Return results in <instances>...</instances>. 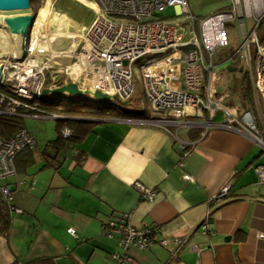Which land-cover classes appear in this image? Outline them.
Here are the masks:
<instances>
[{
	"label": "crops",
	"instance_id": "obj_1",
	"mask_svg": "<svg viewBox=\"0 0 264 264\" xmlns=\"http://www.w3.org/2000/svg\"><path fill=\"white\" fill-rule=\"evenodd\" d=\"M63 2L50 0V9L72 23L62 26L54 19L53 33L86 28L94 15L91 0ZM78 7L89 10L79 24ZM10 52L0 50V61ZM60 54L57 58L67 59L68 48ZM140 119H94L81 139L56 151L50 145L56 124L46 131L24 123L36 147L18 155L15 176L0 182L10 188V204L22 210L11 214L8 233L0 236V264L40 257L55 264H115L111 255L120 252L118 242L103 234L102 225L120 213L130 214L133 227L151 231L147 248H128L133 264H264V239L258 238L264 234V182L255 173L264 165V147L236 132L176 127L168 132ZM174 134L187 144L185 157ZM136 181L156 189L152 201L141 200ZM226 186V198L209 203ZM205 215L203 233L198 226Z\"/></svg>",
	"mask_w": 264,
	"mask_h": 264
},
{
	"label": "built area",
	"instance_id": "obj_2",
	"mask_svg": "<svg viewBox=\"0 0 264 264\" xmlns=\"http://www.w3.org/2000/svg\"><path fill=\"white\" fill-rule=\"evenodd\" d=\"M230 3L225 9L196 17L187 0H91L94 18L73 42L76 53L66 56L74 61L72 66L78 72L67 70L66 82L75 83L82 91H97L129 103L134 94L133 74L139 70L147 104L143 108L147 118L140 122L168 132V127L201 128L203 134L209 129L227 130L264 147V132L259 129V122L264 126V37L260 40L256 35L264 23V0ZM168 9L173 13L166 17ZM246 20L250 21L248 30ZM228 23L239 28L241 43L236 54L223 61L241 62L250 83L255 114L226 105L217 89L220 76L215 69L222 61H217L215 53L225 50L231 41ZM30 36L21 37V57L8 55L0 61V115L57 120L59 116L43 112L35 104L42 90L54 85L46 87L41 66L29 55L33 49ZM60 132L63 137L70 136L66 127ZM176 140L180 156L185 157L187 144ZM35 147L34 136L25 128L9 139L0 138V182L15 176L17 155ZM255 173L264 182V165L255 168ZM183 179L191 180V176L184 174ZM134 188L141 200L152 201L156 194L155 188L137 181ZM227 190V186L222 188L209 203L218 204ZM0 194L10 214L22 213L10 204L7 185L0 184ZM129 219V213L114 214L102 225L106 237L117 239L120 252L111 255L115 264H133L128 248L145 249L152 242L150 229L133 227ZM208 223L209 215H205L198 226L203 233ZM66 231L75 235L73 228ZM258 238L264 239V234H258Z\"/></svg>",
	"mask_w": 264,
	"mask_h": 264
},
{
	"label": "rangeland",
	"instance_id": "obj_3",
	"mask_svg": "<svg viewBox=\"0 0 264 264\" xmlns=\"http://www.w3.org/2000/svg\"><path fill=\"white\" fill-rule=\"evenodd\" d=\"M187 2L191 13L196 17L206 16L211 12L220 9H225L231 5L230 0H187ZM63 3L65 2H63L62 0V4ZM58 7L59 9L61 8L62 10V5H58ZM50 8H51L50 0L49 2L48 0L32 1V4L29 6V9L31 14L35 16V20L32 25V28L28 31L25 37H28L31 33L29 40H30V46L33 45V49L31 53H29V55L34 60V62L38 64V66H41V70L42 72H44V77L46 79V85H48L46 87H50L51 85L57 87L62 84H65L64 82L69 81V79L66 76V72L67 70L70 71L71 73H73V71L75 72L76 66L74 67L72 66L74 64L73 60L68 58L67 59L59 58V57L57 58L56 54H59L61 57L62 55L60 54V52H65L67 48L70 54L71 53L75 54L77 48L71 45L75 40L77 41L79 39V32L78 33L59 32L58 35L53 33L54 25H52V23L55 21L54 19H57L58 23L61 24L62 26H67L68 23H72L71 22L72 20H70L65 15H62L61 13L57 12L56 10L54 9L52 10ZM88 12H89L88 9H85L83 7H78L77 15H76L77 18L76 21L78 22L77 24H79V22L86 16V13ZM172 13H173L172 10L168 9L165 12V16L169 17L172 15ZM93 16H94L93 13L92 14L90 13L87 24L91 23V21L93 20ZM249 24L250 21L246 20L247 30L249 29ZM226 27L229 30L231 41L225 50H219L215 53V57H217L218 60L222 61L215 69V74L220 76V80L217 83V89L222 96H225L226 94V88H227L226 86L229 78L228 68L232 65L231 61L227 60L224 62L223 60L226 57L235 55L241 43V35L239 28L231 23H228ZM256 35L260 38V40L262 39V37H264V23H262V25L258 28V30H256ZM0 40L5 41L2 38V34H0ZM2 41H0V46H2V48L4 47L5 49L3 52H6L9 50V46L5 45L6 46L5 47ZM13 43H15V40L11 41L12 45ZM25 43L27 42L25 41ZM261 45H264V40H261ZM252 51H253V47H252ZM10 53L14 57L17 56L21 57L23 54V53L17 54L13 50H11ZM133 66L136 67L135 65ZM77 72H75V74H77ZM133 84H134V94L132 98V103H134V106H128V105L123 106V108L130 111H132L133 109L135 110V108L137 110L143 109L145 107L144 105L147 106L141 91L139 70L137 71V73L133 74ZM68 96L70 98L77 97L72 95H68ZM81 96L82 98H87L86 95H81ZM94 100L95 99H93V101ZM37 102L38 101H36V104H38ZM59 105L60 106L64 105V102L60 103ZM235 105L236 104H233V106ZM261 111L262 113H264V106H261ZM218 118H220V116H218ZM23 120L25 125H27L30 128H39V129L46 128V131H50L51 129L53 130L54 125L56 123L53 119L44 120V119L24 118Z\"/></svg>",
	"mask_w": 264,
	"mask_h": 264
},
{
	"label": "trees",
	"instance_id": "obj_4",
	"mask_svg": "<svg viewBox=\"0 0 264 264\" xmlns=\"http://www.w3.org/2000/svg\"><path fill=\"white\" fill-rule=\"evenodd\" d=\"M32 1L33 0H28L29 6L32 4ZM231 63L232 65L228 68L229 78L223 102L229 106L236 104L239 109L250 110L253 114H255L253 96L247 74L241 62L231 61ZM86 97L87 98H82V96H77L70 98L68 94L62 93L60 95L47 94L46 96H41L39 99H36L38 104H35L38 105L43 112L54 113L59 116L58 119L55 120L57 136L50 142L51 147L55 149V151L61 148H66L81 139L82 135H84L95 123V121H93L94 119H100L101 117L107 115L147 118L146 109L137 110L135 108V110L133 109L130 111L123 108V106L115 101L100 103L96 100L93 101V99L88 96ZM62 102H64V105L60 106L59 104ZM128 106H134V103L131 101L128 103ZM23 119L24 118L16 116L0 115V138L9 139L17 131L23 129ZM62 127H66L70 130V136L63 137L61 135L60 130ZM23 151H21L18 155H20ZM224 198H226V195ZM11 218L8 205L4 200H2L0 194V236L8 233L12 223ZM25 264L55 263L50 257H40L26 262Z\"/></svg>",
	"mask_w": 264,
	"mask_h": 264
},
{
	"label": "water",
	"instance_id": "obj_5",
	"mask_svg": "<svg viewBox=\"0 0 264 264\" xmlns=\"http://www.w3.org/2000/svg\"><path fill=\"white\" fill-rule=\"evenodd\" d=\"M5 16H0V25L4 30L18 34L20 37H25L28 31L32 28L35 16L30 13L28 0H0V13ZM66 93L72 96L86 95L100 103L114 100L121 106H127L128 102H121L116 97H110L100 92H87L80 90L73 82H66L57 87L45 88L42 90V96L60 95Z\"/></svg>",
	"mask_w": 264,
	"mask_h": 264
},
{
	"label": "bare ground",
	"instance_id": "obj_6",
	"mask_svg": "<svg viewBox=\"0 0 264 264\" xmlns=\"http://www.w3.org/2000/svg\"><path fill=\"white\" fill-rule=\"evenodd\" d=\"M0 16H5L4 13H0ZM0 34H2V38L3 40L5 41H2L4 46H9V49L13 50L14 52H16L17 54H21V44H20V40H21V37L18 35V34H13V33H10L6 30H4V28H2V26L0 25ZM57 34V33H56ZM15 40V43H13V45L11 44V41ZM18 40V42H17ZM11 45V46H10ZM5 46V47H6ZM11 47V48H10ZM4 47L2 48V46H0V50L3 52L4 51ZM39 60V59H38ZM57 61V60H56ZM43 63V62H42ZM53 66V65H52Z\"/></svg>",
	"mask_w": 264,
	"mask_h": 264
},
{
	"label": "clouds",
	"instance_id": "obj_7",
	"mask_svg": "<svg viewBox=\"0 0 264 264\" xmlns=\"http://www.w3.org/2000/svg\"><path fill=\"white\" fill-rule=\"evenodd\" d=\"M30 10V9H29ZM31 13V12H30ZM53 120H55V119H53Z\"/></svg>",
	"mask_w": 264,
	"mask_h": 264
}]
</instances>
